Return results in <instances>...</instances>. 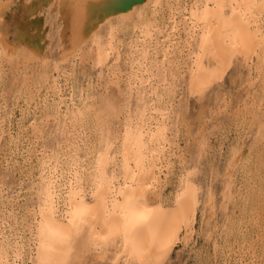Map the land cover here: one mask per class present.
<instances>
[{
	"label": "rangeland",
	"instance_id": "obj_1",
	"mask_svg": "<svg viewBox=\"0 0 264 264\" xmlns=\"http://www.w3.org/2000/svg\"><path fill=\"white\" fill-rule=\"evenodd\" d=\"M38 1L12 0L10 6V12L34 7L27 18L36 22L30 33L38 37V53L22 46L9 58L0 47V256L7 264L32 263L41 190L50 185L48 191L58 193L63 185L59 217L70 178L88 202L94 157L105 145L108 184H120L122 140L127 129L139 127L145 166L156 165L149 197L164 208L183 193L195 202L190 228L152 264H264V0L252 3L254 12L261 10L252 25L257 46L247 56L233 52L221 75L192 93L189 74L201 29H191L189 13L207 0H148L128 19L113 16L96 31L95 40L107 49L103 63L95 62L91 40L64 57L66 20L55 0ZM232 6L222 4L226 19ZM4 17L11 22L10 14ZM202 60L203 73H214L215 62ZM150 128L161 131L153 153ZM86 246L72 243L60 261L140 264L118 258L112 244Z\"/></svg>",
	"mask_w": 264,
	"mask_h": 264
},
{
	"label": "bare ground",
	"instance_id": "obj_2",
	"mask_svg": "<svg viewBox=\"0 0 264 264\" xmlns=\"http://www.w3.org/2000/svg\"><path fill=\"white\" fill-rule=\"evenodd\" d=\"M11 1L0 0V47L2 52L10 58L24 46L28 47L30 51L38 53L40 50L38 37L30 33L31 27L36 25V22L27 18L34 10V7L22 4L21 7L15 9V11L13 9V12H10ZM55 1L57 2L60 14H63L61 16L66 20V24L61 32V37L65 43L62 55L67 57L73 54L88 40H91L97 47L95 62L103 63L105 57L104 51L107 49L105 48L104 50L103 45L98 44V41L95 40L97 39L96 31L98 28L113 16H118L119 19V16L130 14L138 3H142L140 5L142 6L148 0ZM208 1L212 2L213 5L210 6V2L208 3ZM225 1L233 5L232 14L229 19H226L222 14V4ZM202 2L204 3V0ZM252 3L253 0H207V3L204 6L202 5V8H204L201 11L196 12L190 9V22L187 21L191 29L194 30L198 27L201 29V33L199 32L200 34L198 35V39L196 38L195 43L197 55L195 59L193 58L192 63L194 67L191 68L189 74L191 93L192 90L202 89L209 81L211 82L212 79L221 75L233 52H241L247 56V53H251L252 46H257L252 41V38H255L252 25L256 22L257 13L255 12H258L260 9L257 6L258 9L254 12ZM6 13L8 17L10 14L11 22L5 21L4 16ZM193 34L195 33L193 32ZM108 46H111V44L109 45L108 43ZM203 57H209V59L215 62L214 73L211 72V75H205L202 71L201 64ZM84 114L86 113L84 112ZM70 119L72 118L70 117ZM97 119H99L98 124L102 125V118L99 117ZM76 120L74 119V121ZM151 128L146 131V136H148L149 146L151 147L150 151L152 152L154 147L160 143L161 131L159 128ZM130 129H127V133H125L122 140V162L120 164L122 169H120L123 172V180L121 179L120 184H116L117 186L108 184L105 171L108 162V149L105 145L102 151L103 154L95 156L94 163L92 162L94 164L92 168L94 169V173H92L93 179L90 180L91 183L95 182V186L91 190L88 202L85 203L80 196V190H78L80 185L76 190L74 188L76 185L73 184L75 182H72V179L68 178L69 183L64 182L68 186L65 189L63 200H61L62 205H64L62 206L64 207L62 208L64 213H62L63 216L59 217L57 209L60 204V195H63L60 192L62 191L60 188L63 185H59L61 187H59L58 193L55 191L50 193L51 191H48L51 188L50 185H47L48 189L41 190L43 193L40 194L44 198L41 202V209L38 212L39 219L36 222V228L34 227L35 231L33 230L36 249L33 260L31 258V264H63L72 243H76V248L87 245L86 249L89 248L88 245L90 246L91 243L100 247L112 244L114 245L113 247L120 249L118 258L121 257L131 262L137 260L140 264L159 263L178 240L181 229L190 226L195 216V202L189 195L186 193L179 195L175 202L166 208L158 201L149 197V192L156 183V173L154 170L156 165L149 159L152 161V164H150L149 168H146L145 151H143L142 144L144 133L139 127L134 132H130ZM72 172L74 173V170ZM54 176L51 177L52 179L50 178L52 185L57 181ZM75 177L77 176L75 175ZM79 177L82 180L81 176ZM79 177L76 178L77 181ZM73 181L75 180L73 179ZM56 184L58 185V183ZM40 189H43V187ZM83 249L85 252L86 249ZM74 250L72 249V251ZM62 258H64L63 262L60 261ZM0 264H7L5 256H0ZM13 264L17 263L14 262Z\"/></svg>",
	"mask_w": 264,
	"mask_h": 264
}]
</instances>
